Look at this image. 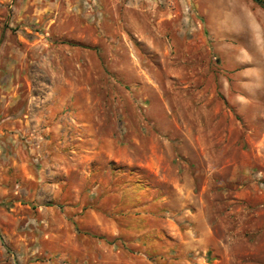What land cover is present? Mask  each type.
Instances as JSON below:
<instances>
[{
    "label": "rangeland",
    "instance_id": "rangeland-1",
    "mask_svg": "<svg viewBox=\"0 0 264 264\" xmlns=\"http://www.w3.org/2000/svg\"><path fill=\"white\" fill-rule=\"evenodd\" d=\"M0 264H264V7L0 0Z\"/></svg>",
    "mask_w": 264,
    "mask_h": 264
},
{
    "label": "water",
    "instance_id": "water-1",
    "mask_svg": "<svg viewBox=\"0 0 264 264\" xmlns=\"http://www.w3.org/2000/svg\"><path fill=\"white\" fill-rule=\"evenodd\" d=\"M255 2H257L258 4L262 5L264 7V2H262L261 0H254Z\"/></svg>",
    "mask_w": 264,
    "mask_h": 264
}]
</instances>
